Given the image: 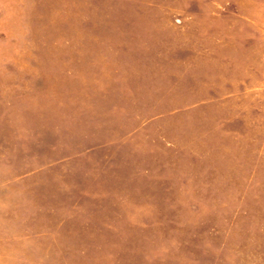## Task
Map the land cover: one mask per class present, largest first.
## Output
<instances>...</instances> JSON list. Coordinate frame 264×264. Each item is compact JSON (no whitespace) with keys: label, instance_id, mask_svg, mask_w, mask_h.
<instances>
[{"label":"rangeland","instance_id":"obj_1","mask_svg":"<svg viewBox=\"0 0 264 264\" xmlns=\"http://www.w3.org/2000/svg\"><path fill=\"white\" fill-rule=\"evenodd\" d=\"M0 264H264V0H0Z\"/></svg>","mask_w":264,"mask_h":264}]
</instances>
